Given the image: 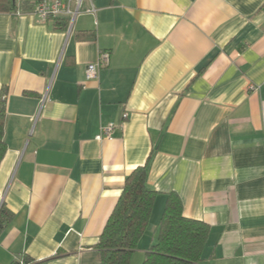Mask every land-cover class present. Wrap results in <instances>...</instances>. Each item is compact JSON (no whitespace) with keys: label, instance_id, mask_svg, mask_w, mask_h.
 Returning <instances> with one entry per match:
<instances>
[{"label":"crops","instance_id":"1","mask_svg":"<svg viewBox=\"0 0 264 264\" xmlns=\"http://www.w3.org/2000/svg\"><path fill=\"white\" fill-rule=\"evenodd\" d=\"M28 11H0V264H99L125 178L151 153L157 194L130 264L169 192L210 226L197 264H264V87H248L264 81V0H83L70 31Z\"/></svg>","mask_w":264,"mask_h":264},{"label":"trees","instance_id":"2","mask_svg":"<svg viewBox=\"0 0 264 264\" xmlns=\"http://www.w3.org/2000/svg\"><path fill=\"white\" fill-rule=\"evenodd\" d=\"M34 2L16 0L0 2V11L17 12L31 9ZM20 8V9H19ZM53 20L58 28L67 29L65 17ZM81 39L94 38L93 32L78 33ZM6 104L0 103V161L7 143L4 138ZM151 153L147 161L135 167L125 178L119 195L99 235L95 249L100 253L99 264H130L142 235L146 232L157 192L148 184ZM11 214L0 206V225L8 222ZM208 223L186 217L182 202L175 192L167 194L166 204L158 224L156 240L149 246L141 264H197L203 259L208 240Z\"/></svg>","mask_w":264,"mask_h":264},{"label":"built area","instance_id":"3","mask_svg":"<svg viewBox=\"0 0 264 264\" xmlns=\"http://www.w3.org/2000/svg\"><path fill=\"white\" fill-rule=\"evenodd\" d=\"M83 0H36L30 11V13L36 15L42 20H48L55 17H65L68 20V29H72L74 22L78 15L82 12ZM94 8H90L88 11H93ZM25 11L18 10L17 13H24ZM111 54L109 51H101L96 61L90 62L86 66V79H95L98 77L101 68L108 66L110 63ZM252 91H259L264 87V81L259 84L250 83L248 85ZM124 116H127L124 114ZM115 125L110 123L101 127L100 133L96 136L97 139L104 137L111 138L112 131ZM20 264H26L21 262Z\"/></svg>","mask_w":264,"mask_h":264}]
</instances>
